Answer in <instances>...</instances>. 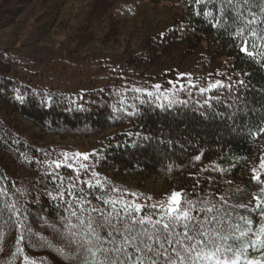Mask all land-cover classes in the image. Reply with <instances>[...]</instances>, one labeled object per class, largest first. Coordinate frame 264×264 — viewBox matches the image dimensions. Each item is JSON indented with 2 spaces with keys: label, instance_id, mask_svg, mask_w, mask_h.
<instances>
[{
  "label": "snow or ice",
  "instance_id": "6c2138e0",
  "mask_svg": "<svg viewBox=\"0 0 264 264\" xmlns=\"http://www.w3.org/2000/svg\"><path fill=\"white\" fill-rule=\"evenodd\" d=\"M187 2L200 6L193 15L203 16L211 27L229 35L237 57L253 70L215 81L209 78L200 84L190 74L181 73L166 82L168 88L161 84L143 89L125 85L118 99L110 89L105 100L88 103L111 104L113 112L129 117L140 116L145 108L171 113L176 119L192 112L205 121H227L229 135L259 137L264 134V81L254 82L253 77L264 75V0ZM6 61L11 62V57L0 54V65ZM12 92L17 101L23 102L19 88ZM35 94L48 107L56 99L51 93ZM72 104L76 110H87L82 95L72 99L67 107ZM158 127L161 130L156 134H126L129 142L125 147L143 149L151 145L154 154L162 162L167 161L165 170L169 173L184 170L185 155L192 162L202 160L206 135L194 136L186 124L175 132L171 128L164 131L163 125ZM214 139L224 151L219 132ZM0 143L12 152L11 145L20 142L5 136ZM35 151L43 159H26L25 163L35 166L41 178L30 188L21 189L18 181L10 180L6 174L0 176V254L5 251L7 229L17 238L19 246L12 256L20 264H46L49 259L30 257L25 251L29 246L52 249L55 264H264L262 196L252 195L247 202L240 198V202L230 203L231 197L206 193L200 178L189 174L186 178L190 184L163 199H154L121 188L102 176L96 170L97 161L107 157L95 150L71 155H57L55 150ZM17 155L23 156L19 152ZM259 159V168L264 170V155ZM61 169L69 170L70 175H64ZM203 179L205 187L218 183L210 176ZM251 183L260 185L264 194V171L253 168ZM34 224L49 235L35 231Z\"/></svg>",
  "mask_w": 264,
  "mask_h": 264
},
{
  "label": "trees",
  "instance_id": "16d2710c",
  "mask_svg": "<svg viewBox=\"0 0 264 264\" xmlns=\"http://www.w3.org/2000/svg\"><path fill=\"white\" fill-rule=\"evenodd\" d=\"M35 1L37 0H1L0 31L15 26ZM117 1H95L86 18V24L80 28L75 37L78 49L92 44L105 27L108 31L102 41L104 45L120 41L121 23L113 13ZM151 1L156 5L168 2L176 16L179 13L180 17L175 18L174 25L163 35V38L161 36L150 38L140 52L130 55L123 64H111L101 88L88 90L82 94L46 90L25 83L18 74L17 67L21 64L18 55L0 47V54L6 53L11 57V62L6 61L4 65H0V138L7 136L20 142L11 145L12 152L0 143V176L6 174L10 180L18 181L21 189L30 188L34 181L41 178V172L35 166L26 164L25 160L43 159L40 153L35 151L36 149L55 150L57 155L61 153L58 146L41 144L49 136H58L61 139L92 137L109 128L125 126L129 127L131 134L137 132L156 134L161 130L158 125H163L164 131L171 128L175 132L181 124H186L191 134L206 135L207 139L201 149L204 153L202 160L192 162L189 156L185 155L183 171L167 172L165 170L167 161L162 162L161 158L154 154L151 145L143 149L125 147L129 142L127 132H116L106 139L105 148L99 152V155L106 156L107 159L97 161L96 170L117 186L152 196L154 199H163L170 195L169 192H165L168 187L180 190L190 184L191 182L186 178L189 174L200 178L199 182L206 193H219L231 197L230 203L240 202V198H243V202H247L252 195L264 198L260 185L251 183L253 168L264 171L259 168V158L264 155V134L252 138L229 135L227 121L215 119L205 121L192 112H187L176 119L171 113L154 112L145 108L140 116L129 117L123 112H113L111 104L100 103L96 106L95 103H88L98 99L105 100L110 95V89L113 90L111 95L118 99L125 85L130 88L140 85L142 88L151 87L147 82L150 69L157 64L174 60L175 54L184 45H186L184 56H187L205 42L206 54L212 63L225 59V77L253 70L250 64H244L243 60L237 57L234 44L226 32L211 27L203 16L196 17L192 14L199 9V5L188 3L187 0ZM64 3L65 0H41L40 9L44 12L36 18L30 40L39 42L56 28ZM228 15L231 17V13ZM174 28L188 30L174 32ZM253 80L264 81V75H254ZM13 88H19L20 94L24 96L23 102L15 99ZM35 93H51L56 99L52 101L51 107L44 106L40 103L42 97ZM78 95L84 96L86 111L76 110L75 104L67 107ZM250 95L255 98L254 93ZM218 132L223 137L220 144L223 145L224 151H221V147L214 139ZM117 145L120 147H116ZM192 151L189 150L190 153ZM18 152L23 156L18 157ZM201 168L214 169V171L204 173L199 171ZM61 172L66 176L70 175L67 169H61ZM206 176H210L218 183L205 187L203 177ZM158 183L162 184V187H157ZM43 206L46 208L48 202H43ZM33 227L41 235H49L39 225L34 224ZM4 231L5 251L0 254V264H20L12 256L19 246L16 243L17 238L15 234H9L7 229ZM25 251L30 257L37 259L49 257L46 264H55L51 258L52 249L29 246Z\"/></svg>",
  "mask_w": 264,
  "mask_h": 264
},
{
  "label": "rangeland",
  "instance_id": "374dc122",
  "mask_svg": "<svg viewBox=\"0 0 264 264\" xmlns=\"http://www.w3.org/2000/svg\"><path fill=\"white\" fill-rule=\"evenodd\" d=\"M95 1L65 0L58 25L39 42L30 40V34L36 18L44 12L40 9L41 0L35 1L15 26L0 31V47L18 55L21 62L17 67L18 74L25 83L67 94L101 88L111 64H123L130 55L140 52L150 38L165 34L174 25L175 18L180 17L168 2L156 5L151 0H118L113 13L121 23L120 41L104 45L102 41L108 31L105 27L92 44L78 49L75 37L86 24ZM185 51L186 45L175 54L174 60L153 66L146 81L151 86L161 84L168 88L166 82L177 79L181 73L190 74L198 84L209 78L213 81L225 78V59L212 63L206 54L205 42L190 55L184 56ZM116 132L130 131L125 126L109 128L92 137L61 139L49 136L41 144L58 146L61 152L70 155L94 150L99 153L105 148L106 139ZM157 187L162 184L158 183ZM168 188L165 192L169 194L179 190Z\"/></svg>",
  "mask_w": 264,
  "mask_h": 264
}]
</instances>
